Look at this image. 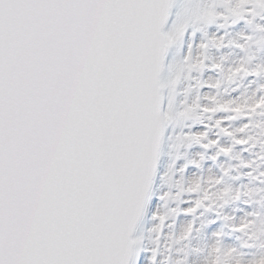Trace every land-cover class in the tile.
Here are the masks:
<instances>
[{"label":"snow or ice","instance_id":"6c2138e0","mask_svg":"<svg viewBox=\"0 0 264 264\" xmlns=\"http://www.w3.org/2000/svg\"><path fill=\"white\" fill-rule=\"evenodd\" d=\"M0 264H264V0H0Z\"/></svg>","mask_w":264,"mask_h":264}]
</instances>
